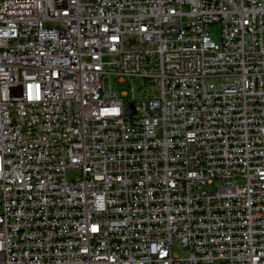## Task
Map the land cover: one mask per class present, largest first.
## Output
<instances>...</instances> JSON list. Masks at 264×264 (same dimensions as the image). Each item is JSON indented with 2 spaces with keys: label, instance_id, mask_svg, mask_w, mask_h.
<instances>
[{
  "label": "built area",
  "instance_id": "1",
  "mask_svg": "<svg viewBox=\"0 0 264 264\" xmlns=\"http://www.w3.org/2000/svg\"><path fill=\"white\" fill-rule=\"evenodd\" d=\"M0 264H264V0H0Z\"/></svg>",
  "mask_w": 264,
  "mask_h": 264
},
{
  "label": "rangeland",
  "instance_id": "2",
  "mask_svg": "<svg viewBox=\"0 0 264 264\" xmlns=\"http://www.w3.org/2000/svg\"><path fill=\"white\" fill-rule=\"evenodd\" d=\"M219 31L220 30H219L218 24L211 26L210 33H211L212 38L216 41L219 40ZM111 85L113 89L118 90V91H127V92L131 91V85L130 83H128V81L124 83H119L115 77L111 78ZM132 86H134V91L138 95L153 94L158 91L157 87L147 84L146 80L140 79V78H136ZM80 175H81L80 172L74 171V172L69 173L67 177L68 179H73L74 177L80 176ZM175 251L180 252L178 248H176Z\"/></svg>",
  "mask_w": 264,
  "mask_h": 264
},
{
  "label": "water",
  "instance_id": "3",
  "mask_svg": "<svg viewBox=\"0 0 264 264\" xmlns=\"http://www.w3.org/2000/svg\"><path fill=\"white\" fill-rule=\"evenodd\" d=\"M130 112H133V106H132V104H128L126 106V113H130Z\"/></svg>",
  "mask_w": 264,
  "mask_h": 264
}]
</instances>
